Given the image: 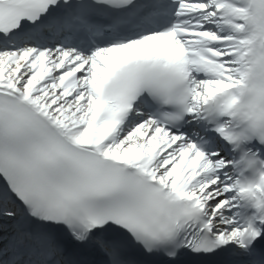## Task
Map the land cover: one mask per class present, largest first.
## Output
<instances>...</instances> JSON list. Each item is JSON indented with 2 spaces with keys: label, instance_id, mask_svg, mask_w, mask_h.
Masks as SVG:
<instances>
[{
  "label": "snow or ice",
  "instance_id": "snow-or-ice-1",
  "mask_svg": "<svg viewBox=\"0 0 264 264\" xmlns=\"http://www.w3.org/2000/svg\"><path fill=\"white\" fill-rule=\"evenodd\" d=\"M0 264H264V0H0Z\"/></svg>",
  "mask_w": 264,
  "mask_h": 264
}]
</instances>
